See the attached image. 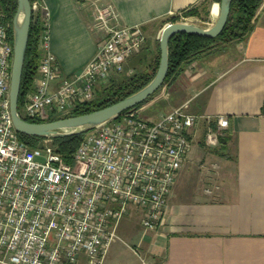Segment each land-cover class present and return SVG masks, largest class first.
<instances>
[{"label": "built area", "instance_id": "1", "mask_svg": "<svg viewBox=\"0 0 264 264\" xmlns=\"http://www.w3.org/2000/svg\"><path fill=\"white\" fill-rule=\"evenodd\" d=\"M31 5L42 28L41 57L32 89L19 105L24 119L69 116L113 76L134 74L125 72L126 62L146 37L140 26H118L113 6L96 8L95 28L102 36L96 55L79 73L64 75L51 48L50 10L42 0ZM13 55L10 23L0 11V264H103L121 221L133 210L141 213L145 229L162 225L201 116L181 106L155 121L140 115L112 119L84 134L67 162L52 139L31 147L15 129L9 97ZM216 121L205 135L211 149L229 127L225 116Z\"/></svg>", "mask_w": 264, "mask_h": 264}, {"label": "crops", "instance_id": "2", "mask_svg": "<svg viewBox=\"0 0 264 264\" xmlns=\"http://www.w3.org/2000/svg\"><path fill=\"white\" fill-rule=\"evenodd\" d=\"M42 1L51 13L57 65L64 75H75L97 53L102 37L95 28L98 6H113L120 27L140 26L146 42L131 58L142 53L153 61L171 14L205 0ZM218 11L219 3L213 2V19ZM169 84V112L185 106L201 116L191 150L168 197L162 225L145 229L141 213L133 210L121 221L119 238L103 264H264V4L242 41L189 63ZM220 116L229 120V140L225 150L210 152L202 137ZM130 252L141 262L126 261L123 256Z\"/></svg>", "mask_w": 264, "mask_h": 264}, {"label": "trees", "instance_id": "3", "mask_svg": "<svg viewBox=\"0 0 264 264\" xmlns=\"http://www.w3.org/2000/svg\"><path fill=\"white\" fill-rule=\"evenodd\" d=\"M34 0H31L33 2ZM221 0H206L208 5L213 2L220 3ZM264 4V0H234L231 5V13L226 27L222 33L216 38L200 37L198 35L179 33L172 37L169 42V72L162 86L170 81L175 80L185 69V67L204 55L220 50L223 46L242 41L253 29L254 21L257 14ZM0 11L4 14V20L10 23V33L12 36V21L17 11V0H0ZM183 17L199 15L196 8L184 11ZM207 14H210V9ZM181 16H171L169 23L180 22ZM41 24L32 16L30 35L25 59V65L22 75L21 94L19 105L21 106L24 95L32 89L33 81L40 62V51L38 48L39 37L41 33ZM13 40V38H12ZM160 42L158 41V54L153 61H147L146 69L136 74L127 76L124 79L116 80L112 78L108 86H104L98 96L91 102L80 104L76 107L73 113L69 116L81 115L89 113L106 106L112 105L127 96L139 91L146 86L155 76L160 62ZM161 86V87H162ZM154 95V94H153ZM149 97L143 103L136 107L127 110L120 114L117 118L125 115L139 116L140 109L153 97ZM66 117H51L47 121L39 119L26 120L33 123L55 121ZM116 119V118H115ZM211 126L215 129L217 121L213 120ZM20 138L31 147H37L46 138L33 137L20 134ZM84 138L83 135H77L68 138L52 139L56 150L60 153L67 162H71L72 156ZM229 137L224 135L220 137V145L218 151H223L226 148Z\"/></svg>", "mask_w": 264, "mask_h": 264}, {"label": "water", "instance_id": "4", "mask_svg": "<svg viewBox=\"0 0 264 264\" xmlns=\"http://www.w3.org/2000/svg\"><path fill=\"white\" fill-rule=\"evenodd\" d=\"M233 1H220L218 18L211 27H203L188 22H175L165 25L159 40L161 54L158 70L153 79L139 91L112 105L89 113L55 121L33 123L24 119L19 113V98L30 35L32 5L31 0H17V11L12 21L14 55L9 93L10 111L15 129L23 135L49 139L83 135L143 103L161 88L167 78L169 72V42L172 37L179 33H188L200 37L216 38L227 25Z\"/></svg>", "mask_w": 264, "mask_h": 264}, {"label": "rangeland", "instance_id": "5", "mask_svg": "<svg viewBox=\"0 0 264 264\" xmlns=\"http://www.w3.org/2000/svg\"><path fill=\"white\" fill-rule=\"evenodd\" d=\"M211 5H208L206 0L203 1L198 7H196V10L198 11L199 15L189 16V17H184V18H182L183 17L182 16L180 22L194 23L196 25L203 26V27L213 26V24H215L217 18L213 19L210 14L209 15L207 14L208 10L211 9ZM164 23L165 22H163L160 25V27H162ZM167 24H169V23H166L165 25H167ZM147 61H148L147 58H144L142 53H140L139 55L134 56L133 58H131V60H129L128 64L126 65V71L125 72H127L128 70H134V74H136L140 71H144L146 69ZM127 76H128L127 73H123L121 75L115 76V79L116 80L124 79ZM169 83L170 82H168L167 84L162 86L153 95V97L146 103L144 111H141V109H140V111L142 112V114L140 116H142L144 118L157 119L160 115H163V114L168 113L170 111L169 99L165 98V95L167 94V92H169V87H170ZM108 85H109V82L105 85H102L100 88H98L97 89L98 91L96 92V97L99 94L98 92H101L103 90L104 86H108ZM202 140L204 142L205 148H207L210 152H213L214 150L216 151L219 149V147L215 148V149H210L206 145V140L204 137H202ZM196 144L197 143H195V146H196ZM123 258L126 261L134 258L138 261L140 260V262H141V258L133 255L131 252L128 254L125 253Z\"/></svg>", "mask_w": 264, "mask_h": 264}, {"label": "bare ground", "instance_id": "6", "mask_svg": "<svg viewBox=\"0 0 264 264\" xmlns=\"http://www.w3.org/2000/svg\"><path fill=\"white\" fill-rule=\"evenodd\" d=\"M219 11H220V6H219ZM219 11H218V14H217V17H216V18H218V15H219Z\"/></svg>", "mask_w": 264, "mask_h": 264}]
</instances>
